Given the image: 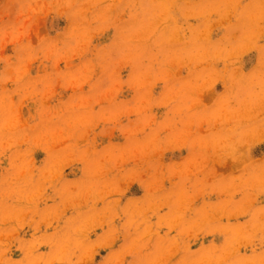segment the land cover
Returning <instances> with one entry per match:
<instances>
[{"label":"clouds","instance_id":"obj_1","mask_svg":"<svg viewBox=\"0 0 264 264\" xmlns=\"http://www.w3.org/2000/svg\"><path fill=\"white\" fill-rule=\"evenodd\" d=\"M0 264H264V0H0Z\"/></svg>","mask_w":264,"mask_h":264},{"label":"rangeland","instance_id":"obj_2","mask_svg":"<svg viewBox=\"0 0 264 264\" xmlns=\"http://www.w3.org/2000/svg\"><path fill=\"white\" fill-rule=\"evenodd\" d=\"M219 87V86H218ZM38 155H42V154H38Z\"/></svg>","mask_w":264,"mask_h":264}]
</instances>
